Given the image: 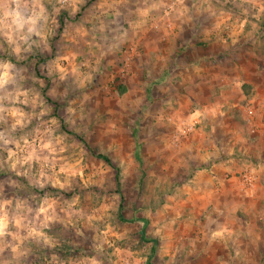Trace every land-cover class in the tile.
Returning <instances> with one entry per match:
<instances>
[{"label":"clouds","instance_id":"clouds-1","mask_svg":"<svg viewBox=\"0 0 264 264\" xmlns=\"http://www.w3.org/2000/svg\"><path fill=\"white\" fill-rule=\"evenodd\" d=\"M0 264H264V0H0Z\"/></svg>","mask_w":264,"mask_h":264}]
</instances>
